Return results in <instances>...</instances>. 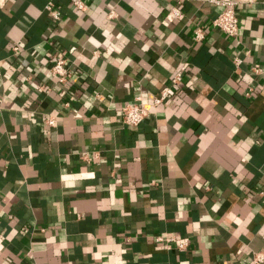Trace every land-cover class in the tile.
Listing matches in <instances>:
<instances>
[{"label": "crops", "instance_id": "1", "mask_svg": "<svg viewBox=\"0 0 264 264\" xmlns=\"http://www.w3.org/2000/svg\"><path fill=\"white\" fill-rule=\"evenodd\" d=\"M82 1L0 6V264H249L264 251V72L250 69L264 0H236L234 36L209 0ZM136 95L149 113L128 126Z\"/></svg>", "mask_w": 264, "mask_h": 264}, {"label": "built area", "instance_id": "2", "mask_svg": "<svg viewBox=\"0 0 264 264\" xmlns=\"http://www.w3.org/2000/svg\"><path fill=\"white\" fill-rule=\"evenodd\" d=\"M214 4L221 5L222 10L216 15L214 19H212L211 23L213 26L221 29L224 33L229 36H234L238 33L239 29V19L236 13L235 6L237 4L236 0H209ZM246 1H254V0H246ZM6 0H0V6L4 5ZM72 4L78 9H84L85 4L82 0H71ZM46 9L50 13V15L54 19H59L60 12L57 8L54 7L53 3L48 2L46 4ZM111 11L109 16H112ZM181 16V10L179 7H172L165 15V19L172 21ZM204 29L201 26H197L194 30V39L197 41H201L204 38ZM13 51L17 52L18 47L14 45L12 47ZM233 62L236 67H238L242 63V59L240 57H234ZM254 73H263L264 72V63H254L250 68ZM50 76L53 80L58 83H64L67 81L69 73L65 66V59L63 57H56L52 63L48 67ZM181 73L176 72L171 78L170 83L165 85L160 91L159 94L152 98V103L154 105H158L169 97L170 86L178 85L181 81ZM48 87L44 84H37L36 89L39 91H45ZM49 89V88H48ZM253 88H249L246 91V95L249 97L252 95ZM149 100L143 95H136L131 101L127 102L121 108L122 121L124 124L128 126L138 125L149 113ZM41 121L43 125L48 127H54L57 124L56 116L50 113H44L41 116ZM89 159V157H86ZM155 240L158 242L166 241L167 243H171L175 241L173 237H167L163 235H158L155 237ZM187 245V242L177 241L176 246L179 249H183ZM170 247V245H167ZM264 262V251H256L252 254V257L249 261V264H261Z\"/></svg>", "mask_w": 264, "mask_h": 264}]
</instances>
